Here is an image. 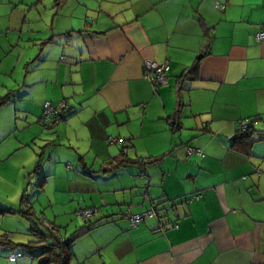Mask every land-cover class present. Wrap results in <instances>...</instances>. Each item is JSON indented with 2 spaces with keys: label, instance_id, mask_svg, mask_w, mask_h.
I'll list each match as a JSON object with an SVG mask.
<instances>
[{
  "label": "crops",
  "instance_id": "0c3cea01",
  "mask_svg": "<svg viewBox=\"0 0 264 264\" xmlns=\"http://www.w3.org/2000/svg\"><path fill=\"white\" fill-rule=\"evenodd\" d=\"M261 31L264 0H0V111L29 125L16 149L56 156L41 186L58 179L98 210L71 261L264 264ZM145 60L168 63L165 85ZM62 100L70 112L44 127L43 103ZM241 121L252 134L234 144ZM153 205L171 209L130 226Z\"/></svg>",
  "mask_w": 264,
  "mask_h": 264
},
{
  "label": "rangeland",
  "instance_id": "374dc122",
  "mask_svg": "<svg viewBox=\"0 0 264 264\" xmlns=\"http://www.w3.org/2000/svg\"><path fill=\"white\" fill-rule=\"evenodd\" d=\"M15 100L17 102V99ZM7 109L6 106L0 111V134H6L0 138V264H39L37 259L27 254L24 247L38 240L32 229L36 227L45 232L51 224L47 221L56 222L59 234L71 238L77 230L84 227V222L77 212L83 209H78L79 206L88 204L89 195L87 192L76 195L74 189L66 193L68 185L55 178L47 177L48 181L39 187L41 177L47 175L50 170L48 163L57 161V157H51V153H47L44 160L41 158L42 149L35 155L33 147L27 143L16 149L18 141L26 142L29 139L26 136L29 125L27 122L22 125L25 118L21 115L14 120L12 108L8 110V117L5 112ZM43 123L44 127H56L48 121ZM36 145L39 146L40 142ZM34 162H41L40 175L29 177V170ZM92 182L94 180L77 185L86 187ZM71 186L75 187L70 184ZM14 252L23 254V258L9 263L8 257ZM71 264L75 262L71 261Z\"/></svg>",
  "mask_w": 264,
  "mask_h": 264
},
{
  "label": "trees",
  "instance_id": "16d2710c",
  "mask_svg": "<svg viewBox=\"0 0 264 264\" xmlns=\"http://www.w3.org/2000/svg\"><path fill=\"white\" fill-rule=\"evenodd\" d=\"M197 70H198V64L194 65L191 69L185 71L182 74V77L183 78H187L188 76L193 77L196 75ZM69 112L70 111H68L67 114ZM65 115L62 118H64ZM251 124L252 123L248 125L246 132L238 131L237 135L233 139L234 144L243 142V140L247 141L249 139L250 135L252 134ZM259 137L261 139H264V135H259ZM128 161L129 160H127L124 151H121L119 159H115L113 163L114 164L116 163V165H122V164H126ZM137 163H139L141 167L140 170H142L145 160H141V159L137 160ZM37 169L38 166L34 170L35 173ZM141 173L142 175L144 174L143 171ZM39 187H41V182H39ZM23 196H25V194ZM144 197L145 199H147L146 195H144ZM153 207L160 210L161 212L160 219H162L164 213H167L168 210L171 209L169 206L159 208L158 206L153 205ZM160 219H156V220H160ZM89 220L87 221V223H84V227L77 230L76 234L73 235L71 238L61 237L59 234V230H57L56 226L53 224L52 225L50 224L45 232H41L39 228L37 229L35 227V229H32V231L33 234L38 238V240L35 243H30L27 246H24L26 248L27 254L37 259L39 264H69L72 258V253L70 249L71 243L76 237L82 235L83 233L88 232L91 229Z\"/></svg>",
  "mask_w": 264,
  "mask_h": 264
},
{
  "label": "built area",
  "instance_id": "2783aa9c",
  "mask_svg": "<svg viewBox=\"0 0 264 264\" xmlns=\"http://www.w3.org/2000/svg\"><path fill=\"white\" fill-rule=\"evenodd\" d=\"M254 39L256 42H260L264 40V31L258 32L254 35ZM168 63L164 62L162 64L156 63L151 60H145L142 63V73L143 78L148 80L152 86L153 89H157L158 86L165 85L167 83V73H168ZM69 105L65 101H58L55 103L51 102H44L42 105L43 115L42 118L45 122H49L50 124H57L62 117L67 114L69 111ZM248 128V124L244 121H241L237 124V130L239 132H246ZM115 139H109V143L113 144L115 143ZM193 153L201 154L199 150H195L193 148L188 149V155H191ZM149 201H151L150 198L147 197ZM98 210L95 208H87L83 210H79L77 212V215L82 218L84 223H87V221L97 212ZM130 223L131 227H136L140 223L148 220V219H160L161 218V212L159 209L155 207H151L149 210H146L140 214H134L130 215L127 213L125 215ZM23 255L20 253H14L11 254V256L8 257L9 263H14L19 259H22Z\"/></svg>",
  "mask_w": 264,
  "mask_h": 264
}]
</instances>
